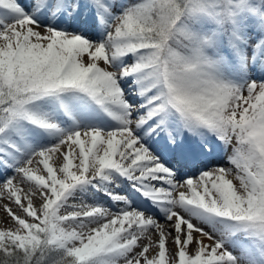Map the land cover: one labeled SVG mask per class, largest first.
I'll use <instances>...</instances> for the list:
<instances>
[{
    "label": "snow or ice",
    "instance_id": "1",
    "mask_svg": "<svg viewBox=\"0 0 264 264\" xmlns=\"http://www.w3.org/2000/svg\"><path fill=\"white\" fill-rule=\"evenodd\" d=\"M0 201V264H264V0H0Z\"/></svg>",
    "mask_w": 264,
    "mask_h": 264
},
{
    "label": "bare ground",
    "instance_id": "2",
    "mask_svg": "<svg viewBox=\"0 0 264 264\" xmlns=\"http://www.w3.org/2000/svg\"><path fill=\"white\" fill-rule=\"evenodd\" d=\"M25 0H21V3H24ZM223 164L226 166V158L222 161ZM102 202L107 203L106 200H102ZM35 204L39 203V200L34 201ZM4 201H0V228H9L13 225V221H11L10 217L7 216L6 212L3 208ZM11 206V205H9ZM13 211H16L15 207L13 208ZM169 247L171 245L169 244Z\"/></svg>",
    "mask_w": 264,
    "mask_h": 264
},
{
    "label": "rangeland",
    "instance_id": "3",
    "mask_svg": "<svg viewBox=\"0 0 264 264\" xmlns=\"http://www.w3.org/2000/svg\"><path fill=\"white\" fill-rule=\"evenodd\" d=\"M228 153H229V154L231 153V147H229V149H228Z\"/></svg>",
    "mask_w": 264,
    "mask_h": 264
}]
</instances>
